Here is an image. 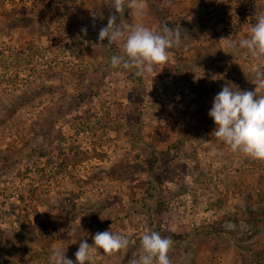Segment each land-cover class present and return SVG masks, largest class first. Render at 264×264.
Listing matches in <instances>:
<instances>
[{
	"label": "rangeland",
	"instance_id": "rangeland-1",
	"mask_svg": "<svg viewBox=\"0 0 264 264\" xmlns=\"http://www.w3.org/2000/svg\"><path fill=\"white\" fill-rule=\"evenodd\" d=\"M0 0V264L75 261L81 240L124 234L95 264H133L141 238L173 241L172 264H264V161L233 153L208 115L224 85L255 91L249 38L264 0ZM112 15L181 43L143 76L111 65ZM82 29H86L82 31ZM256 91L264 95V89Z\"/></svg>",
	"mask_w": 264,
	"mask_h": 264
},
{
	"label": "clouds",
	"instance_id": "clouds-1",
	"mask_svg": "<svg viewBox=\"0 0 264 264\" xmlns=\"http://www.w3.org/2000/svg\"><path fill=\"white\" fill-rule=\"evenodd\" d=\"M125 7L135 10L136 15H142L146 0H114L117 13ZM118 17L112 15L108 23L99 31L98 39L109 43L123 41V55H113L111 65L125 70L136 69V75L151 74L156 66L167 63L168 50L181 43L182 35L179 28L163 26L162 34L142 25H136L127 32L117 23ZM86 32V29H82ZM229 47L234 52L247 50V54L256 60L264 58V15L250 29L249 38L232 43ZM256 89H264V71L256 73L253 82ZM240 90L236 86L224 85L214 96L208 115L213 119L216 128L215 136L223 144L229 146L233 153H241L245 157L264 161V95L257 91ZM93 244L81 240L75 252V261L65 255L60 248L53 250L49 264H95L94 251L102 249L103 253L112 256L127 248L128 238L124 234L110 231L97 232ZM143 253L133 264H172L169 252L173 241L152 231L141 238Z\"/></svg>",
	"mask_w": 264,
	"mask_h": 264
},
{
	"label": "trees",
	"instance_id": "trees-1",
	"mask_svg": "<svg viewBox=\"0 0 264 264\" xmlns=\"http://www.w3.org/2000/svg\"><path fill=\"white\" fill-rule=\"evenodd\" d=\"M148 3L151 5V10L153 11L154 14L156 15H159L161 16V10H159V8H157L155 5H154V1L153 0H147Z\"/></svg>",
	"mask_w": 264,
	"mask_h": 264
}]
</instances>
